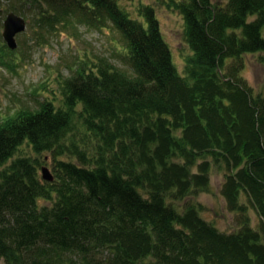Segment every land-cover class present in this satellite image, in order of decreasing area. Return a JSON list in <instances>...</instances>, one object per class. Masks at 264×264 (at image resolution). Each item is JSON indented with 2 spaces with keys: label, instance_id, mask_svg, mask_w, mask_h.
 I'll use <instances>...</instances> for the list:
<instances>
[{
  "label": "trees",
  "instance_id": "trees-1",
  "mask_svg": "<svg viewBox=\"0 0 264 264\" xmlns=\"http://www.w3.org/2000/svg\"><path fill=\"white\" fill-rule=\"evenodd\" d=\"M7 1L41 36L83 25L118 37L0 122L5 264H264V92L241 73L246 54L264 64V0H166L192 51L184 75L152 5L131 16L120 0ZM14 52L0 39V64ZM214 169L233 231L189 200Z\"/></svg>",
  "mask_w": 264,
  "mask_h": 264
},
{
  "label": "rangeland",
  "instance_id": "rangeland-1",
  "mask_svg": "<svg viewBox=\"0 0 264 264\" xmlns=\"http://www.w3.org/2000/svg\"><path fill=\"white\" fill-rule=\"evenodd\" d=\"M120 3L130 11L131 16L137 14L140 5H152L155 8L163 38L170 47L178 71L184 75L185 59L191 55L192 51L184 38L182 15L169 9L166 0H120ZM7 4V0L0 2V10H2L0 39L3 43V21L9 12H13L7 9ZM16 5L18 3L14 6ZM20 8L24 11L20 10L21 13L17 11L16 14L26 21V27L15 35L17 46L13 49L14 54L9 56L10 66L0 64V122L21 107L36 106V100L41 99L43 95L50 98L54 96L53 92L58 94V80L70 75L69 65L72 66L80 57L111 55L114 50L113 40L118 37L114 30H92L83 25H78L73 31L60 30L41 36L34 27L32 11L25 7ZM258 56V53L244 55L245 65L241 73L255 92H264V64L259 61ZM114 61L117 62L116 59ZM117 64L121 65L118 62ZM44 85L45 89L41 91L38 89V95L31 93L35 88ZM38 96L40 97L37 98ZM21 150L35 156L26 144L21 147ZM40 156L44 159L41 167H48L52 173L50 153L42 152ZM222 181V174L214 169L211 174L210 191L193 195L189 200L202 204V216L219 229L228 232L235 230L238 226L235 214L227 210L220 193ZM251 217L255 223L257 220L254 211H251ZM0 264H5L4 259L0 258Z\"/></svg>",
  "mask_w": 264,
  "mask_h": 264
},
{
  "label": "water",
  "instance_id": "water-1",
  "mask_svg": "<svg viewBox=\"0 0 264 264\" xmlns=\"http://www.w3.org/2000/svg\"><path fill=\"white\" fill-rule=\"evenodd\" d=\"M2 10H0V15ZM26 27V21L14 12H9L3 21L2 37L10 49H14L17 46L15 35L22 32ZM42 177L45 180H53V175L49 171V168L43 166L41 168Z\"/></svg>",
  "mask_w": 264,
  "mask_h": 264
}]
</instances>
